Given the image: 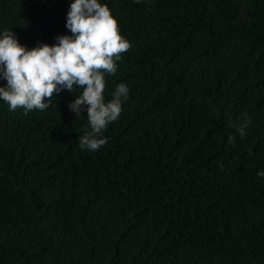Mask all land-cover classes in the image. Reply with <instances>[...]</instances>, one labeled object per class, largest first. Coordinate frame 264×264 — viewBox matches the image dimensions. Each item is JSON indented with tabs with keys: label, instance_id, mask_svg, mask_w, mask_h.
<instances>
[{
	"label": "trees",
	"instance_id": "obj_1",
	"mask_svg": "<svg viewBox=\"0 0 264 264\" xmlns=\"http://www.w3.org/2000/svg\"><path fill=\"white\" fill-rule=\"evenodd\" d=\"M72 2L0 0V33L54 46ZM98 2L131 44L105 102L129 98L98 151L69 111L82 89L0 100V264H264V0Z\"/></svg>",
	"mask_w": 264,
	"mask_h": 264
},
{
	"label": "clouds",
	"instance_id": "obj_2",
	"mask_svg": "<svg viewBox=\"0 0 264 264\" xmlns=\"http://www.w3.org/2000/svg\"><path fill=\"white\" fill-rule=\"evenodd\" d=\"M66 27L71 37H57L56 45L32 50L21 46L12 30L0 33V73L7 81L6 88L0 87V100L10 110L43 111L52 106L54 93L82 89L69 104V111L80 120L86 110L88 125L85 134L78 138L79 147L98 151L108 142L104 132L119 119L122 105L129 98V88L120 84L112 99L105 102L104 74L115 75L116 62L131 44L120 35L118 22L107 5L98 0H74ZM249 124L245 117L229 127L243 139ZM235 140L236 135L230 134L227 142L232 145ZM257 175L264 177V172Z\"/></svg>",
	"mask_w": 264,
	"mask_h": 264
}]
</instances>
